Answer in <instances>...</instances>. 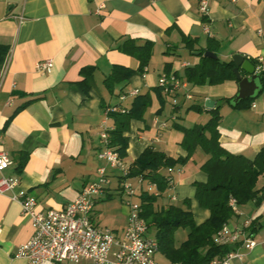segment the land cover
<instances>
[{
  "label": "crops",
  "instance_id": "1",
  "mask_svg": "<svg viewBox=\"0 0 264 264\" xmlns=\"http://www.w3.org/2000/svg\"><path fill=\"white\" fill-rule=\"evenodd\" d=\"M100 4L103 7L96 13ZM208 6V14L203 16L198 0H0V46L6 49L3 60L8 58L4 69V61L0 65V151L12 160L2 174L18 178L13 193L23 190L34 197L39 211L60 209L75 199L103 164L97 157L104 146L100 124L107 117L106 123L112 126L106 108H128L135 96L122 100V91L147 92L149 96L142 118L131 119L124 133L128 137L125 164L148 146L172 158L184 156L186 151L180 146L183 134L173 125L203 124L216 106L221 116L217 127L221 147L253 158L264 146V83L246 108L225 102L237 93L233 79L217 84L186 82L184 89L191 97L178 92L174 105L169 95H158V77L175 73L184 80V68L199 61L200 50L210 51L222 61L231 60L236 53L264 61V0H208ZM125 39L153 42L145 71L136 70L138 59L119 48ZM186 39L191 40L190 46L185 45ZM46 58L52 60L51 69L37 71L35 63ZM184 62L188 65L183 66ZM165 63H169L168 72ZM113 65L134 72L122 91L116 86L110 94L102 80ZM86 66L94 69L84 92L78 82L82 79L79 71ZM239 71L246 74L241 68ZM13 90L21 94H13ZM36 95L39 97L30 100ZM205 100H212L213 106L206 107ZM21 153H27V159L18 172L15 168ZM207 157L197 148L185 163L175 165L173 184L157 198L156 206L189 198L194 221L203 222L209 211L198 205L193 182L206 181L200 166ZM108 175L116 179V188L110 189V181L96 201L92 217L119 236L128 208L117 190V171L108 168ZM131 182L136 183L135 179ZM256 187L261 188L262 197L240 205L239 214L229 220L239 224L249 218L258 223L253 232L255 246L234 264H264V174L258 177ZM113 194L119 196L120 205L113 204ZM32 231L20 203L11 199L10 193H0V264H29L14 252ZM146 235L153 237V232L147 229ZM186 235V229L178 228L175 245ZM153 258L156 264H171L158 250ZM61 264L91 262L81 259Z\"/></svg>",
  "mask_w": 264,
  "mask_h": 264
},
{
  "label": "trees",
  "instance_id": "2",
  "mask_svg": "<svg viewBox=\"0 0 264 264\" xmlns=\"http://www.w3.org/2000/svg\"><path fill=\"white\" fill-rule=\"evenodd\" d=\"M191 44V40L185 41V45ZM119 48L139 61L136 70L143 72L152 54L153 42L144 40L136 43L134 39H125ZM6 49L0 46V65L3 63ZM199 61L185 67L183 70L184 80L192 85L217 84L226 79L238 82L233 74L234 63L232 60L222 61L218 57L211 58L202 56L200 50ZM253 65L256 61L249 59ZM93 66L80 69L82 79L78 82L84 92L88 88V78L92 76ZM166 72L169 71V63L164 64ZM134 70L113 65L111 71L104 76L102 83L107 91L112 94L116 86L122 91L128 76ZM264 76L261 75L263 84ZM161 97V90L158 88ZM123 93V91H122ZM39 96H34L36 99ZM233 97L225 98V102L234 108L248 107L251 98L232 102ZM149 105L148 93L137 94L133 97L128 108L114 106L115 109L106 111L112 119V129L109 131L108 145L112 147L117 155L123 160L126 156L128 137L124 134L129 129L131 119H140ZM23 106V105H22ZM21 106V107H22ZM20 107H17L18 109ZM199 110V108H195ZM209 118L203 124H193L185 127L174 124L173 127L183 134L180 146L186 151L184 156L172 158L162 151L150 146L146 147L129 165L127 176L129 178L141 177L156 186L157 195L146 191L139 194L141 207L140 215L146 223L147 229L153 232V238L157 243V250L173 264H208L217 256H222L229 248L213 241V235L235 217L228 200L233 197L237 204L243 205L251 200H259L262 197L261 188L256 187L257 179L264 174V146L254 155L247 158L242 154H234L221 147L218 137V125L220 113L218 106L209 110ZM200 148L207 159L200 166L206 173L204 182L194 181V197L200 207L209 211V216L201 223L194 221L189 198H184L180 203H167L157 207L156 201L170 187L166 180L164 169L185 163ZM27 159V153H21L16 166L20 172ZM258 223L251 221L248 229L254 232ZM178 228L187 230L186 238L175 245V231Z\"/></svg>",
  "mask_w": 264,
  "mask_h": 264
},
{
  "label": "built area",
  "instance_id": "3",
  "mask_svg": "<svg viewBox=\"0 0 264 264\" xmlns=\"http://www.w3.org/2000/svg\"><path fill=\"white\" fill-rule=\"evenodd\" d=\"M102 7L100 4L96 13ZM198 10L201 15L207 16L208 0H198ZM204 31H209L208 25L204 26ZM7 61L8 58L3 63V69ZM182 65L187 66L188 63ZM51 66L50 58L35 63L39 72H48ZM253 72L264 76V61L261 58L256 59ZM157 87L163 94L170 96L173 105L176 104L175 95L178 92L183 91L187 98L191 97L188 90L184 89L186 81L175 73L161 74L157 79ZM136 94V90H130L121 93L119 98L123 100L127 95ZM113 109L114 106L108 107L105 113ZM106 118L99 129L104 146L97 154L103 164L96 168L95 179L85 184L75 199L60 209L39 211L34 197L23 190L13 193L18 178L2 174L12 164V160L5 151H0V193H10V198L20 203L21 213L29 218L33 230L31 236L17 246L15 256L26 258L29 264H61L81 259H87L91 264H156L153 255L157 251V243L153 237L146 235L147 227L140 215L138 198L141 191L157 195L156 186L141 177L127 176L128 165L108 145L112 126L106 123ZM108 168L117 171V190L122 203L128 208L127 222L119 236L112 229L96 224L92 217L96 201L105 193L110 182ZM172 171L173 167H166L164 172L169 187L173 184ZM131 179H135L136 183L133 184ZM228 204L234 214H239V205L233 197L229 198ZM250 222L246 218L239 224H230L229 221L224 223L213 235V241L229 249L222 256L211 259L208 264H234L236 260L241 261L245 251L256 244L253 233L248 229Z\"/></svg>",
  "mask_w": 264,
  "mask_h": 264
},
{
  "label": "water",
  "instance_id": "4",
  "mask_svg": "<svg viewBox=\"0 0 264 264\" xmlns=\"http://www.w3.org/2000/svg\"><path fill=\"white\" fill-rule=\"evenodd\" d=\"M198 52H195L197 54ZM203 56L216 58V55L210 51H205ZM231 60L234 63L232 69L235 78L238 80V90L233 96L232 102L236 103L239 100L251 98L262 90L261 75L254 73V65L247 58H244L243 54H233ZM239 68L243 69L246 73L244 76L241 75ZM264 83V81H263ZM13 94H21L20 90H13ZM204 105L208 108L213 106L212 100H205Z\"/></svg>",
  "mask_w": 264,
  "mask_h": 264
},
{
  "label": "rangeland",
  "instance_id": "5",
  "mask_svg": "<svg viewBox=\"0 0 264 264\" xmlns=\"http://www.w3.org/2000/svg\"><path fill=\"white\" fill-rule=\"evenodd\" d=\"M110 189L114 190L116 188V179L112 176H110ZM112 202L113 204H116L117 206L120 205L119 196L117 194H113ZM103 226V225H101Z\"/></svg>",
  "mask_w": 264,
  "mask_h": 264
}]
</instances>
